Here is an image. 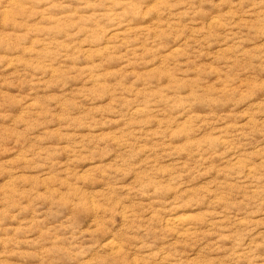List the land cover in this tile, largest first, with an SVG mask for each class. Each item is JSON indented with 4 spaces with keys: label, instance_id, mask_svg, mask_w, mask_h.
Returning <instances> with one entry per match:
<instances>
[{
    "label": "rangeland",
    "instance_id": "1",
    "mask_svg": "<svg viewBox=\"0 0 264 264\" xmlns=\"http://www.w3.org/2000/svg\"><path fill=\"white\" fill-rule=\"evenodd\" d=\"M0 264H264V0H0Z\"/></svg>",
    "mask_w": 264,
    "mask_h": 264
}]
</instances>
